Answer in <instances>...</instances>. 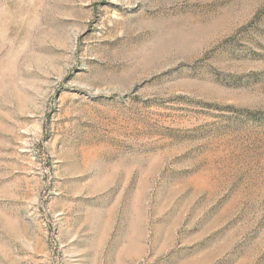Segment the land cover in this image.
I'll list each match as a JSON object with an SVG mask.
<instances>
[{
  "label": "rangeland",
  "instance_id": "obj_1",
  "mask_svg": "<svg viewBox=\"0 0 264 264\" xmlns=\"http://www.w3.org/2000/svg\"><path fill=\"white\" fill-rule=\"evenodd\" d=\"M0 264H264V0H0Z\"/></svg>",
  "mask_w": 264,
  "mask_h": 264
}]
</instances>
